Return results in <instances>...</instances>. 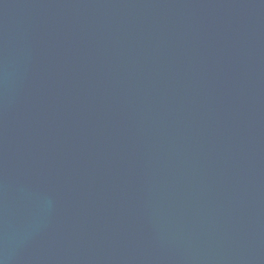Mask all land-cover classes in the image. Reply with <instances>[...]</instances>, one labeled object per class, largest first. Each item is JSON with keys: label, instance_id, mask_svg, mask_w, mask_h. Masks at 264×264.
<instances>
[{"label": "water", "instance_id": "1", "mask_svg": "<svg viewBox=\"0 0 264 264\" xmlns=\"http://www.w3.org/2000/svg\"><path fill=\"white\" fill-rule=\"evenodd\" d=\"M0 264H264V0H0Z\"/></svg>", "mask_w": 264, "mask_h": 264}]
</instances>
